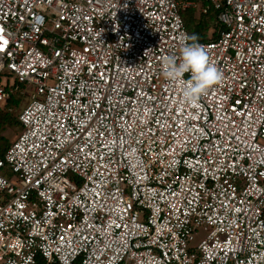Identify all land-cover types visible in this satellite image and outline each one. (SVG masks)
<instances>
[{
	"label": "built area",
	"instance_id": "obj_1",
	"mask_svg": "<svg viewBox=\"0 0 264 264\" xmlns=\"http://www.w3.org/2000/svg\"><path fill=\"white\" fill-rule=\"evenodd\" d=\"M207 2L223 79L193 106L161 66L195 2L0 0V110L29 97L0 264H264V0Z\"/></svg>",
	"mask_w": 264,
	"mask_h": 264
},
{
	"label": "clouds",
	"instance_id": "obj_2",
	"mask_svg": "<svg viewBox=\"0 0 264 264\" xmlns=\"http://www.w3.org/2000/svg\"><path fill=\"white\" fill-rule=\"evenodd\" d=\"M161 74L176 85L181 102L193 106L223 79L222 71L209 60L206 48L195 35L187 34L182 37L178 54L163 58Z\"/></svg>",
	"mask_w": 264,
	"mask_h": 264
},
{
	"label": "trees",
	"instance_id": "obj_3",
	"mask_svg": "<svg viewBox=\"0 0 264 264\" xmlns=\"http://www.w3.org/2000/svg\"><path fill=\"white\" fill-rule=\"evenodd\" d=\"M197 4L190 5L181 10V15L185 27L189 35H195L200 42L213 41L219 38L221 31L225 28L224 24L219 20L217 10L207 0H189ZM209 6L207 13L201 10L205 6ZM10 82V81H9ZM7 88L12 89L17 85H10ZM26 94V85H20L19 90H15L11 97L7 100L4 107L0 110V154H4L13 142H9L4 135L7 129H21L22 124L19 120V114L16 111L22 107L24 95ZM22 132V131H21Z\"/></svg>",
	"mask_w": 264,
	"mask_h": 264
},
{
	"label": "rangeland",
	"instance_id": "obj_4",
	"mask_svg": "<svg viewBox=\"0 0 264 264\" xmlns=\"http://www.w3.org/2000/svg\"><path fill=\"white\" fill-rule=\"evenodd\" d=\"M24 96L25 97L23 99L22 107L16 111V114H19V112L22 111L23 107L29 102V97H28L27 93ZM21 131H22L21 129H7L4 133V135L6 136L8 141L11 143V142H14L17 140Z\"/></svg>",
	"mask_w": 264,
	"mask_h": 264
}]
</instances>
